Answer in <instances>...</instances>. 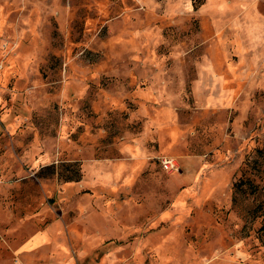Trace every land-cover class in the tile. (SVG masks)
Instances as JSON below:
<instances>
[{
    "label": "rangeland",
    "instance_id": "374dc122",
    "mask_svg": "<svg viewBox=\"0 0 264 264\" xmlns=\"http://www.w3.org/2000/svg\"><path fill=\"white\" fill-rule=\"evenodd\" d=\"M0 264H264V0H0Z\"/></svg>",
    "mask_w": 264,
    "mask_h": 264
},
{
    "label": "built area",
    "instance_id": "2783aa9c",
    "mask_svg": "<svg viewBox=\"0 0 264 264\" xmlns=\"http://www.w3.org/2000/svg\"><path fill=\"white\" fill-rule=\"evenodd\" d=\"M161 166L166 170L177 169V164L171 158L161 159Z\"/></svg>",
    "mask_w": 264,
    "mask_h": 264
}]
</instances>
